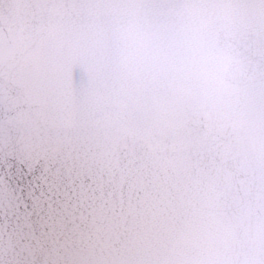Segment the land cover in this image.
<instances>
[{"label":"snow or ice","instance_id":"obj_1","mask_svg":"<svg viewBox=\"0 0 264 264\" xmlns=\"http://www.w3.org/2000/svg\"><path fill=\"white\" fill-rule=\"evenodd\" d=\"M0 264H264V0H0Z\"/></svg>","mask_w":264,"mask_h":264}]
</instances>
